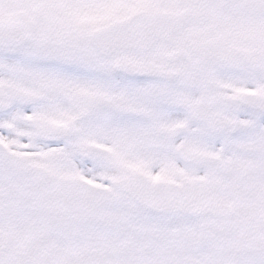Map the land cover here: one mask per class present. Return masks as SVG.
Masks as SVG:
<instances>
[{
  "label": "snow or ice",
  "instance_id": "obj_1",
  "mask_svg": "<svg viewBox=\"0 0 264 264\" xmlns=\"http://www.w3.org/2000/svg\"><path fill=\"white\" fill-rule=\"evenodd\" d=\"M0 264H264V0H0Z\"/></svg>",
  "mask_w": 264,
  "mask_h": 264
}]
</instances>
